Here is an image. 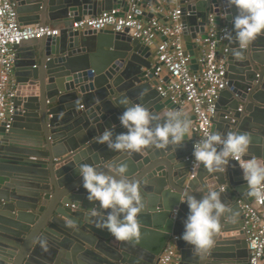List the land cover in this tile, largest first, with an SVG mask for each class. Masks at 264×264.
<instances>
[{"label":"water","instance_id":"obj_1","mask_svg":"<svg viewBox=\"0 0 264 264\" xmlns=\"http://www.w3.org/2000/svg\"><path fill=\"white\" fill-rule=\"evenodd\" d=\"M13 1L18 4L20 21L43 24L47 18L58 23L54 26L61 28V35L18 46V110L11 129L2 127L0 141V264H46L40 258L47 249L53 264L58 260L66 264H158L174 236H179L181 264H249L242 202L254 199L248 197L243 171L234 160L222 173H208L203 165L194 167L191 129L190 139L182 146L149 148L131 156L96 141L106 128L115 126V133L127 131L119 122L124 111L120 98L141 103L153 113L179 110L185 116L183 107L158 91L152 47L127 31L72 29L74 21L103 11L122 8L126 12L131 0ZM180 1L185 4L184 33L193 40L207 37L210 15L232 30L237 9L228 0ZM150 3L158 5L159 0H140L139 6ZM196 47L194 41L187 42L194 70L198 69ZM236 47L229 40L228 86L221 94L214 128L223 123L227 132L250 133L247 157L264 158V34L243 52V59L234 57ZM27 88L34 94H26ZM225 101L228 108L222 109ZM194 117L187 118L192 121ZM121 162L128 164L129 178L140 182L145 201L138 216V243L118 241L100 226L104 213L92 214L98 202L88 201L76 168L88 163L107 171L105 166ZM205 182L221 190L223 202L238 214V221L229 222L231 213L222 217L214 245L206 256H198L180 238L189 212L181 198L186 190L194 191ZM192 194L198 199L203 195Z\"/></svg>","mask_w":264,"mask_h":264},{"label":"clouds","instance_id":"obj_2","mask_svg":"<svg viewBox=\"0 0 264 264\" xmlns=\"http://www.w3.org/2000/svg\"><path fill=\"white\" fill-rule=\"evenodd\" d=\"M228 2L236 7L237 14L232 19V30L225 33V39L235 42L234 57L240 60L253 41L264 34V0ZM119 104L124 107L119 116L120 126L127 131L115 133L113 126L96 137L98 143L106 144L110 150L131 156L149 148L182 146L186 139H190L191 119L179 110L153 113L145 105L134 103L127 97L120 98ZM251 140L248 132L205 131L194 144L195 166L200 168L203 165L208 173H222L230 160L238 161L248 185V197L264 203V158L243 159ZM105 167L107 171L98 164L79 163L76 166L87 190L88 201L98 202L99 208L92 214L103 211L104 220L100 226L116 240L138 243V216L145 208L140 182L129 178L126 162ZM193 192L203 195L198 199ZM181 200L187 203L189 212L180 238L193 247L196 255L206 256L215 243L221 218L231 213L229 222L237 223L238 214L223 202L221 190L207 182L194 191L186 190Z\"/></svg>","mask_w":264,"mask_h":264},{"label":"built area","instance_id":"obj_3","mask_svg":"<svg viewBox=\"0 0 264 264\" xmlns=\"http://www.w3.org/2000/svg\"><path fill=\"white\" fill-rule=\"evenodd\" d=\"M139 1L131 0L126 12L122 8H113L100 15L74 21L72 29H111L118 33L127 31L132 38L156 48L155 77L158 80V91L164 99H171L181 107L188 104L192 106L195 117L190 129L195 134L196 143L205 131H215L214 118L219 114V100L228 86L229 40L225 39V33L230 31V27L225 22L217 23L215 14L210 15L207 37L194 39L198 64V69L194 70L185 41L182 10L185 4L180 0H159L158 5L150 3L148 6L153 17L146 20L145 15L140 18L143 11L139 12ZM60 35L61 28L51 24H22L17 2L0 0V141L2 127L7 131L11 129L18 110L15 102L19 91L15 76L18 46L27 40ZM228 117L225 115V118ZM249 158L247 154L243 157L244 160ZM235 162L242 169L239 162ZM242 208L249 264H264V203L255 200L242 202ZM178 238L174 236L168 241L158 264H181V255L176 245Z\"/></svg>","mask_w":264,"mask_h":264},{"label":"crops","instance_id":"obj_4","mask_svg":"<svg viewBox=\"0 0 264 264\" xmlns=\"http://www.w3.org/2000/svg\"><path fill=\"white\" fill-rule=\"evenodd\" d=\"M141 10L143 11V12H145L146 13V15H145V19L147 20V19H149V14H152V12H151V10H150V8H149V6L148 7H145V8H143V7H141ZM22 22V24H24V25H31V23H27L26 21H21ZM51 24V25H54V23H56V22H48V19L46 18H44L43 19V24ZM56 24H58V23H56ZM185 41H186V43L188 42V41H194L193 39H192V37L191 36H186L185 35ZM39 42H41V39L39 40ZM152 50H153V55H154V60H156V56H157V50H156V48H152ZM28 89H30V88H27L26 89V91H27V93L26 94H28V92H30V94H34V92L35 91H29ZM228 108V101H225V104L224 105H222V109H227ZM182 112L185 114V116H187V117H189V116H192L193 115V110H192V106L191 105H186L185 107H183L182 108ZM215 130H219V131H222V132H224V133H227V128H226V126H225V124H223V123H220L219 124V126H218V129H215ZM240 169V168H239ZM241 171H242V169H240ZM243 173V172H242ZM224 191H227V187H223L222 188ZM51 252L47 249V250H44L43 252H42V254H41V258L40 259H46V264H50V263H52L53 264V260L51 259L50 260V258H49V254H50ZM57 264H66V262L65 261H62V260H58V263Z\"/></svg>","mask_w":264,"mask_h":264}]
</instances>
